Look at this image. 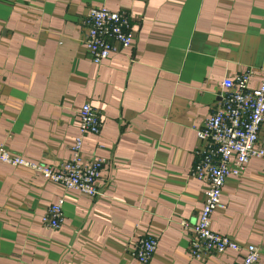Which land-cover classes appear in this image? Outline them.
<instances>
[{"label": "crops", "instance_id": "1", "mask_svg": "<svg viewBox=\"0 0 264 264\" xmlns=\"http://www.w3.org/2000/svg\"><path fill=\"white\" fill-rule=\"evenodd\" d=\"M126 11L133 44L95 63L84 44L91 7ZM264 74V0H0V145L59 168L90 102L102 127L83 153L105 163L100 195L65 189L0 161V264H142L139 237L158 238L148 264H240L246 253L196 259L192 230L206 184L191 174L197 129L225 79ZM258 148L264 147V128ZM64 199L63 223H41ZM212 229L254 244L264 264V157L230 176Z\"/></svg>", "mask_w": 264, "mask_h": 264}, {"label": "built area", "instance_id": "2", "mask_svg": "<svg viewBox=\"0 0 264 264\" xmlns=\"http://www.w3.org/2000/svg\"><path fill=\"white\" fill-rule=\"evenodd\" d=\"M83 25L86 28L84 44L95 63H101L112 53L133 44L131 16L126 11H114L104 6L91 7ZM253 75L254 71L249 70L236 79H225L217 106L197 129L201 145L195 151L196 161L191 174L205 182L206 198L198 220L193 224L186 220L181 223L186 230H192L190 253L199 260L210 254L245 249L240 264H259L260 261L258 246L243 245L212 229L213 213L226 207L222 191L227 179L242 175L252 157H264V147H257L264 128V74L257 86L250 87ZM78 114L79 133L70 145L71 156L59 168L31 162L11 153L4 144L0 145V161L30 167L65 189L77 190L91 197L100 195L99 181L105 158L86 157L83 145L87 134L100 132L101 118L90 102L80 106ZM63 204V198L51 204L42 215L41 223L52 229L60 228L64 219ZM157 246L156 236L139 237L132 253L140 263L148 264Z\"/></svg>", "mask_w": 264, "mask_h": 264}]
</instances>
